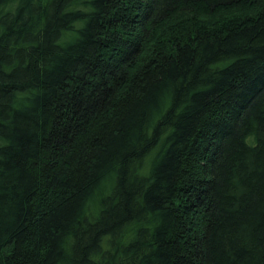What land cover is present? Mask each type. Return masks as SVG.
Masks as SVG:
<instances>
[{
  "label": "trees",
  "instance_id": "1",
  "mask_svg": "<svg viewBox=\"0 0 264 264\" xmlns=\"http://www.w3.org/2000/svg\"><path fill=\"white\" fill-rule=\"evenodd\" d=\"M0 264H264V0H0Z\"/></svg>",
  "mask_w": 264,
  "mask_h": 264
}]
</instances>
